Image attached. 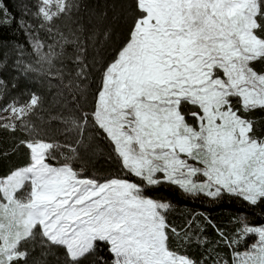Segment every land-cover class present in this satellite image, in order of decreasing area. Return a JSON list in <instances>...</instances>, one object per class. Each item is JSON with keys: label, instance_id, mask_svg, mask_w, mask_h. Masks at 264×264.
<instances>
[{"label": "snow or ice", "instance_id": "1", "mask_svg": "<svg viewBox=\"0 0 264 264\" xmlns=\"http://www.w3.org/2000/svg\"><path fill=\"white\" fill-rule=\"evenodd\" d=\"M133 7L92 114L111 171L98 178L61 166L46 141L17 139L0 151V161L26 153L24 164L0 167V208L30 184L28 201L13 209L23 237L0 233V264H28L36 246L20 244L33 231L49 249L40 256L55 264H264V135L257 134L264 117L256 118L264 114V0H134ZM0 17L16 20L3 0ZM172 196L241 207L227 225L203 211L175 223Z\"/></svg>", "mask_w": 264, "mask_h": 264}, {"label": "trees", "instance_id": "2", "mask_svg": "<svg viewBox=\"0 0 264 264\" xmlns=\"http://www.w3.org/2000/svg\"><path fill=\"white\" fill-rule=\"evenodd\" d=\"M4 4L16 20L6 25L0 17V79L5 81L0 85V106L26 104L33 96L37 102L11 124L0 121V130L16 126L14 133L0 131V151L17 139L51 142L49 155L59 165H68L76 172L83 168L85 174L102 178L111 171L104 159L108 145L98 134L92 114L105 70L123 46L135 18L134 0H65L64 7L50 17L40 12V0H9ZM21 19L23 27L17 23ZM262 117L264 114L257 113L256 118ZM81 133L83 143L77 146ZM257 134L264 135V124L258 126ZM98 148L102 150L99 153ZM65 156L75 158L65 160ZM25 162L26 153L21 148L0 161V167L6 171ZM167 191L175 193L174 189ZM168 198L179 205L169 213L175 223L182 222L181 213L203 211L217 224L227 225L241 207L237 201L226 200L213 207ZM208 235H213L211 230ZM42 243L39 231L22 239L21 249L36 246L28 264L33 257H39L42 264H55L51 256L47 260L40 256L49 251L40 247Z\"/></svg>", "mask_w": 264, "mask_h": 264}, {"label": "rangeland", "instance_id": "3", "mask_svg": "<svg viewBox=\"0 0 264 264\" xmlns=\"http://www.w3.org/2000/svg\"><path fill=\"white\" fill-rule=\"evenodd\" d=\"M9 0H3V3H7ZM42 8L44 9L43 14L47 17L59 12L65 5V0H47L46 3L43 0ZM36 98V96H33ZM32 97V98H33ZM32 98L26 104H15V103H6L0 106V121L5 124H11L13 118L20 117L27 109L30 107ZM15 109V111H14ZM41 140H36L33 142H39ZM64 166V165H63ZM30 198V184L25 183V186L22 190L16 192L15 202H27ZM15 202L11 208L5 210L0 208V233L4 236H7L11 239H15L19 234L23 237L24 229L22 227V220L19 216L18 210L16 214H13V209L15 208Z\"/></svg>", "mask_w": 264, "mask_h": 264}]
</instances>
